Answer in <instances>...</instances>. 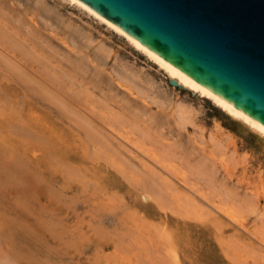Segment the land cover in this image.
Instances as JSON below:
<instances>
[{
  "label": "rangeland",
  "instance_id": "1",
  "mask_svg": "<svg viewBox=\"0 0 264 264\" xmlns=\"http://www.w3.org/2000/svg\"><path fill=\"white\" fill-rule=\"evenodd\" d=\"M0 30V264H264L263 136L69 0Z\"/></svg>",
  "mask_w": 264,
  "mask_h": 264
},
{
  "label": "water",
  "instance_id": "2",
  "mask_svg": "<svg viewBox=\"0 0 264 264\" xmlns=\"http://www.w3.org/2000/svg\"><path fill=\"white\" fill-rule=\"evenodd\" d=\"M76 1L264 127V0Z\"/></svg>",
  "mask_w": 264,
  "mask_h": 264
},
{
  "label": "bare ground",
  "instance_id": "3",
  "mask_svg": "<svg viewBox=\"0 0 264 264\" xmlns=\"http://www.w3.org/2000/svg\"><path fill=\"white\" fill-rule=\"evenodd\" d=\"M69 2H72V3H74V4H76V6H79L80 8H82V9H84L85 11H87V13H89V14H91V15H93L95 18H97L98 20H100L101 22H103V23H105L107 26H109L111 29H113L114 31H116L118 34H120V35H122L123 37H125L129 42H130V44H132L133 46H134V48H136V49H138L139 50V52L141 51V53H144L150 60H152L155 64H157L158 65V67L160 68V70H163L168 76H169V78L170 79H174V80H176L180 85H182L185 89H187V90H189V91H192V92H194V93H197V94H199V96L200 97H204V98H207V99H209V100H211V102H213L216 106H218L219 108H221L223 111H225L227 114H229L230 116H232L233 118H235V119H237V120H240L241 122H243L244 124H246L247 126H249L252 130H254V131H256L257 133H259L261 136H263L264 137V127H262L261 125H259L258 123H256L255 121H253V120H250V118L249 117H247V116H245L244 114H242V113H240L239 111H237L236 109H234V108H232V107H230L228 104H226L225 102H223V101H221L218 97H215L214 95H212L211 93H209L208 91H206L205 89H202L198 84H196L195 82H193V81H191V80H189L186 76H183L182 74H180L179 72H177L175 69H173L171 66H169L168 64H166L165 62H163L162 60H160L158 57H156V56H154L153 54H151L149 51H147L146 49H144V48H142L140 45H138L137 43H135L133 40H131L129 37H127L126 35H124V34H122L121 32H119L116 28H114L112 25H110L109 23H107V22H105V21H103L101 18H99L97 15H95L93 12H91L89 9H87L85 6H83L82 4H80L79 2H77L76 0H69ZM1 31V30H0ZM1 33L3 34V33H8V32H6V31H4V32H2L1 31ZM2 34H0V36L2 35ZM2 38H3V40H6L5 38H7L6 36H5V34H3V36H1ZM3 40H1V41H3ZM0 41V42H1ZM8 41H10L9 39H8ZM2 43V42H1ZM10 44V43H9ZM14 44V43H13ZM8 46H10V45H7L6 47H8ZM11 46H13L14 48H15V45H11ZM10 46V47H11ZM5 47V48H6ZM2 49V48H1ZM7 49V48H6ZM6 49H5V51H6ZM10 49H12V48H10ZM18 49H20V47H18ZM3 50V49H2ZM20 50H22V49H20ZM4 51V50H3ZM144 55V56H145ZM9 65H10V63H9ZM8 68L10 69V66H8ZM180 107V109H176L177 111L178 110H181V108H182V110H183V106H179ZM178 107V108H179ZM181 110V111H182ZM184 111H185V109H184ZM187 111V110H186ZM185 111V113L183 112V114L185 115V116H187L188 115V113L187 112H189V111H187L186 112ZM177 113V112H176ZM186 113H187V115H186ZM178 114V113H177ZM180 114V113H179ZM177 115L176 117L179 119L178 121H182L181 120V115ZM182 114V115H183ZM190 114V113H189ZM185 116L183 117L182 116V118H184V122L186 121V119L187 118H185ZM189 116V115H188ZM189 118H191V117H189ZM188 118V119H189ZM119 120V119H118ZM182 121V122H183ZM188 121H190V119L188 120ZM187 121V122H188ZM182 122H180V124L182 123ZM184 122H183V124H184ZM186 123V122H185ZM82 126H83V128L86 130V133H87V136L89 137V139H91L92 141H94V142H96V144L97 143H99V140H98V138H96V136H94V135H92L91 133H89V129L87 128V124L86 123H82ZM19 130H20V128H19ZM166 154V153H165ZM109 161H111V160H109ZM147 167V166H146ZM122 171L123 170V168L122 169H120L119 168V171ZM148 170H149V167H148ZM152 170V168H150V172H153V170ZM145 171H146V169H145ZM145 171H142V173H145L146 174V172ZM148 171V174H146L145 176L146 177H149V172ZM123 172H124V170H123ZM125 173V172H124ZM123 173V174H124ZM154 174H155V172H153ZM158 173V172H157ZM126 174V173H125ZM144 180V179H143ZM143 180H141V181H143ZM143 182H145V181H143ZM148 182V183H147ZM147 182H145L144 184L148 187H145V185H142L143 187H145L146 188V190H148L147 192H149V194L151 193H154V191H155V186H153L152 185V183L151 182H149V180L147 179ZM151 183V184H150ZM141 184V183H140ZM157 189V188H156ZM158 192H160V191H158ZM163 194V193H162ZM153 196H154V194H153ZM159 197L158 195H156L155 194V197ZM161 196V195H160ZM155 197H154V199H155ZM157 199V198H156ZM159 199H157L156 201H158ZM161 200V202H163V203H165V201L164 200H162V199H160ZM159 200V201H160Z\"/></svg>",
  "mask_w": 264,
  "mask_h": 264
}]
</instances>
